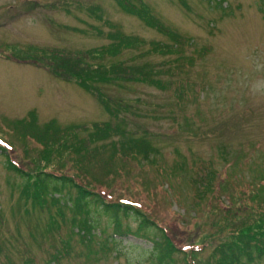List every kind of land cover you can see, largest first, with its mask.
<instances>
[{"label":"rangeland","instance_id":"1","mask_svg":"<svg viewBox=\"0 0 264 264\" xmlns=\"http://www.w3.org/2000/svg\"><path fill=\"white\" fill-rule=\"evenodd\" d=\"M140 1L182 36L185 62L149 54L152 42L177 40L115 0H0V143L28 171L75 175L106 200L156 219L180 249L168 263L211 264L231 230L264 209V0ZM117 31L146 44L98 62L148 65L150 75L123 83L103 77L98 93L65 79L70 67L50 70L16 56L37 46L81 52L93 64L89 49H109ZM33 112L41 126L55 120L62 135L36 137ZM118 123L158 153L121 151ZM6 163L0 149V264H159L134 217L122 214L117 225L95 206L79 212L70 187L35 200ZM201 178L211 190L194 186Z\"/></svg>","mask_w":264,"mask_h":264},{"label":"trees","instance_id":"2","mask_svg":"<svg viewBox=\"0 0 264 264\" xmlns=\"http://www.w3.org/2000/svg\"><path fill=\"white\" fill-rule=\"evenodd\" d=\"M115 1L118 2L123 10L130 14L137 15L148 26H152L160 32H165L166 34L171 35L172 40H177L170 43L162 41L152 42L151 46L147 49L149 54H170L177 56V59L175 60H181L183 62L187 60L184 57L185 53H183L180 46V44L184 42L182 41V36L166 27L161 20L154 17L146 3L140 0ZM115 38L118 42H113L109 49H89L92 60L96 62L93 64H90L87 61L88 58L81 52L80 54L76 52L77 56H67L62 50H43L41 47L37 46L27 47L28 49L26 48L27 50H25L26 52L24 54H17L16 56L18 58L23 57L32 59L34 62L38 61L47 67L49 65L50 70H55L61 67H70L71 69L68 70V74L72 78L65 79H72L78 83L80 82L86 89L88 88L92 92L98 93L96 84H98L103 77H107L106 82L109 83H123L124 81H140V79L147 74L150 75V67L148 65H144L142 70L138 68L137 65L128 64L123 60H112L109 62V65L103 62H98V59H101L103 55L106 56L108 52L115 55L120 52L119 49L121 48L138 47L146 44V41L139 39L137 36L126 35L119 31L115 34ZM47 58L52 62L48 63L46 61ZM106 74H108V76H106ZM151 84H153V81ZM156 84V86L165 88L160 81ZM105 107L113 114L111 101H106ZM130 107L131 104L127 103L124 106V109L130 110ZM32 116H34V120L30 125V129L34 132L36 137L50 138L56 133L54 138H57L62 135L60 134V126L55 120L41 126L35 122L37 114L33 112ZM109 126H111L110 123L104 126L106 134H108L110 130ZM115 127L118 134L121 135V138L118 140V147L121 151L131 152L135 156L140 155L143 159H150V155L158 153L159 149L145 136L135 137L129 135L128 131L119 123L115 124ZM0 149L6 156L7 167L15 170L25 179V185L30 195L35 200H38L42 196L47 198L48 195L57 194L56 192L62 191L59 188L61 186L65 188H74L77 190V197L74 201L73 207L77 206L79 212L83 213L86 211L89 215V213H92V207L95 206L97 212L107 216L111 221L110 223L116 221L117 225L120 224L122 214L134 217L136 221H138L139 229L143 230L153 242V249L151 250L156 252V259L159 264H171V262L168 263V258H171L174 252L180 250L174 244L172 238L167 234L166 229L160 225L156 219L151 218L139 207L129 203L124 205L121 201L106 200L99 192L85 185L75 175L48 168L42 169L36 173L28 171L26 168L18 166L13 162L9 155V151L4 144L0 143ZM202 180V178L200 180L195 179L193 181L194 186L198 188L201 183L204 182ZM205 182V187H207L208 190H211V180ZM63 196V194H59L56 198L59 203L60 201H64L61 198ZM82 226L87 231L92 229V224L89 222L87 216L84 217ZM231 232L233 233L229 240H225L214 248V261L211 262V264H252L264 258V209L261 212L246 217L243 224L240 227L236 226ZM84 234H86V231Z\"/></svg>","mask_w":264,"mask_h":264}]
</instances>
